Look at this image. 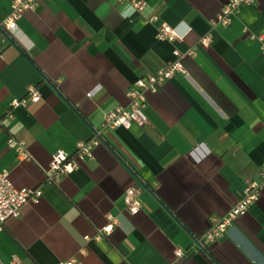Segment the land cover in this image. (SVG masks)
<instances>
[{"label": "crops", "instance_id": "0c3cea01", "mask_svg": "<svg viewBox=\"0 0 264 264\" xmlns=\"http://www.w3.org/2000/svg\"><path fill=\"white\" fill-rule=\"evenodd\" d=\"M11 2L0 0V22ZM225 2L147 0L137 9L118 0H42L3 36L0 115L32 84L41 97L0 126V172L43 194L5 221L2 260L264 264V190L224 235L202 244L212 217L240 199L245 179L264 163V0L242 5L205 46L201 37ZM162 22L184 39L157 38ZM176 47L185 52L187 74L147 92V122L110 129L78 168L58 184L46 182L53 152L73 151L89 138L104 112L127 105L129 86L172 61ZM11 135L26 141L30 158L7 145ZM200 142L210 152L196 161L189 152ZM133 184L142 207L129 213L123 194ZM108 213L118 219L113 230L85 239L107 224Z\"/></svg>", "mask_w": 264, "mask_h": 264}, {"label": "built area", "instance_id": "2783aa9c", "mask_svg": "<svg viewBox=\"0 0 264 264\" xmlns=\"http://www.w3.org/2000/svg\"><path fill=\"white\" fill-rule=\"evenodd\" d=\"M128 1L137 9H143L147 5V0H118ZM42 0H12L10 10L5 18L0 22V41L4 35L9 36L15 32L18 22L26 10H36ZM256 0H227L221 10L209 20L210 28L206 34L201 37V43L205 46L210 45L213 40L215 31L218 27L229 26L242 5L251 4ZM157 38L162 40L175 41L184 39V34L178 30L177 26H171L166 22H162L158 27ZM262 39V36H259ZM261 52L264 54V43L261 46ZM175 58L165 66L159 68L155 72H148L137 78L127 89L128 96L127 105L116 106L103 114V120L100 125L94 128L92 135L87 139L77 141L76 148L73 151L65 149H57L52 154L49 166L45 169V181L49 183H59L63 176L73 172L79 167L80 162L90 158L95 147L105 141V134L112 128L123 126L130 128L136 124L143 126L148 118L144 111L147 101V92H156L159 87L179 73H186L183 63L185 52L179 48H174ZM2 47L0 45V58L2 57ZM99 89L97 86L87 92L88 96L94 95ZM40 93L35 85L27 88L26 94L13 97L4 114L0 115V126L5 124L7 118L14 116V110L20 106H26L30 102H36L40 99ZM7 145L18 153L21 159L31 157L27 149V143L11 135L7 139ZM210 149L204 142H200L190 150V155L196 161L202 160ZM264 190V163L261 165L257 174L250 175L245 179L243 194L240 199L223 215L212 217L210 227L202 238V244L212 242L224 235L237 217L243 216L249 212L250 207L260 198ZM43 192L41 187L17 186L15 185L8 173L0 172V232L4 228L5 221L10 217L19 216L23 206L30 200H39ZM141 188L138 185L128 186L123 194V202L129 213H136L142 207L140 199ZM108 222L104 226L98 227L95 234H85V239L94 238L100 240L104 235L109 234L118 223L116 215L107 214ZM179 256L183 255L181 248L177 249ZM75 258L63 260L60 264H74ZM20 258L17 254H13L8 262L0 258V264H19ZM215 264V263H210Z\"/></svg>", "mask_w": 264, "mask_h": 264}]
</instances>
